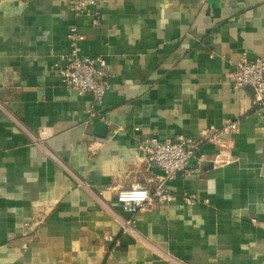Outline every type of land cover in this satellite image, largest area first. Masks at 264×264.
Masks as SVG:
<instances>
[{
  "label": "crops",
  "instance_id": "0c3cea01",
  "mask_svg": "<svg viewBox=\"0 0 264 264\" xmlns=\"http://www.w3.org/2000/svg\"><path fill=\"white\" fill-rule=\"evenodd\" d=\"M66 1L0 0V264H264V109L231 80L264 58V0ZM71 26L110 70L101 105L57 77ZM225 119L237 132L200 146L167 203L121 211L117 191L155 176L141 141Z\"/></svg>",
  "mask_w": 264,
  "mask_h": 264
},
{
  "label": "built area",
  "instance_id": "2783aa9c",
  "mask_svg": "<svg viewBox=\"0 0 264 264\" xmlns=\"http://www.w3.org/2000/svg\"><path fill=\"white\" fill-rule=\"evenodd\" d=\"M67 6L76 15H86L87 6L94 5L95 0H67ZM70 51L65 57L64 67L57 70V77L61 85L67 90L80 94H89L93 105L103 102L105 93L110 88L111 73L102 57H88L80 55L79 43L83 37L77 33L74 26L69 28ZM232 86L241 91L251 87L252 105L256 109H264V58L253 61L241 55L232 63ZM94 117L95 114L91 113ZM138 130V129H135ZM237 121L225 119L220 126L209 127L201 131L196 138L176 137L175 140L160 142L154 137H148L140 142V150L147 169L155 168L162 171L165 177L151 176L145 185H133L129 189H120L115 194V201L123 213L135 216L151 204L163 205L171 197L165 188V183L178 176H188L199 173V169H188V163L194 158L196 151L204 143H211L224 148V138L236 133ZM201 162V160H200ZM185 202L194 201L193 195L183 194ZM128 226V222L125 224Z\"/></svg>",
  "mask_w": 264,
  "mask_h": 264
},
{
  "label": "water",
  "instance_id": "95a60500",
  "mask_svg": "<svg viewBox=\"0 0 264 264\" xmlns=\"http://www.w3.org/2000/svg\"><path fill=\"white\" fill-rule=\"evenodd\" d=\"M246 89H247L248 91H250V92L253 94V90H252L251 87H247ZM150 171H151L153 174L157 175V176L165 177V174H164L162 171L158 170V169L151 168Z\"/></svg>",
  "mask_w": 264,
  "mask_h": 264
}]
</instances>
